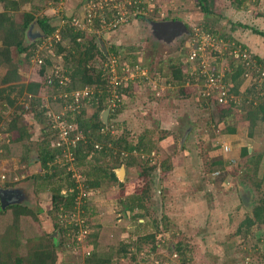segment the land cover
Listing matches in <instances>:
<instances>
[{"label":"rangeland","instance_id":"1","mask_svg":"<svg viewBox=\"0 0 264 264\" xmlns=\"http://www.w3.org/2000/svg\"><path fill=\"white\" fill-rule=\"evenodd\" d=\"M82 1L64 0L59 5L46 9L43 14L58 19L69 17L78 12L77 8ZM142 1L143 4L147 3V9L142 11L139 15L141 17L134 19L131 16L114 32L109 35L105 33L103 40L106 53L103 52L104 47L100 45L99 38L83 32L84 37L81 39L87 42L95 38L107 59L112 54V45H117L122 58L123 55H128L130 59L137 58L139 64L144 66L146 75H140V79L135 82L131 80L137 77L126 78L129 82L122 92L127 97L114 111L117 115L105 126L113 135L124 136L133 145L144 136L154 144L151 155L135 153L138 161L133 167L126 168L122 161L117 162L126 170L124 179L118 178L122 185L119 182L106 181L98 188L85 189L87 185L84 186L83 180L88 178V167L75 169L77 180H81L80 187L84 186V190L88 191L89 199L86 203L89 213L92 211L95 214L92 222L95 226L90 233L92 238L96 236V251L100 255L112 257L114 264H264V224L250 228L243 225L264 192V187L259 191L255 185L264 165V124L256 126L251 137L248 121L235 117L222 120L218 108L214 106L210 107V111L202 110L197 103L196 88L190 89L194 94H183L184 87L178 84L182 79L176 73V68H182L185 75L194 74L198 76L196 79H201V75L195 71L196 67L192 69L194 66L187 57L186 43L189 37L177 36L168 41L163 36L155 37L153 32L155 22L179 19L189 27V31L200 27L216 32L223 38L232 36L236 43L238 39L246 42L253 34L250 30L242 29L239 24H257L255 26L264 29V21L259 22L264 19V0H247L243 4L235 0H208L211 6L208 14L199 4L200 0ZM28 9V6H24L16 11L15 20L21 23L23 12ZM161 13L165 14L164 18L160 16ZM82 14L83 11L78 13L79 16ZM64 22L66 24L69 20ZM58 24L60 27L64 26L63 20ZM262 40L261 46L257 47L263 48ZM31 43L38 45L31 59L25 60L23 56L16 54L14 56L16 62H19L21 81L16 84L11 96L16 98L17 105L26 107L29 96L26 93L21 94L20 86L22 83L39 80L36 63L38 58L46 55L55 57L58 67L53 70L58 71L59 75L65 72L64 59L61 55H56V45L52 46L53 41L50 38L37 40L36 36H28L26 32L24 44L28 46ZM222 53L227 57L223 61L209 60L214 61L215 68L224 69L228 62L235 64V67L240 65L238 60L228 56L227 47L224 46ZM221 56L217 53L211 54L210 59ZM100 64L101 62H90V66L98 67ZM5 69L0 72V77ZM52 73L53 71L50 74ZM125 75L120 74L121 78H125ZM168 80L171 84L166 83ZM198 83L200 82H197L200 89L201 83ZM94 88L97 86L94 85ZM200 95L202 96L201 93ZM42 97L46 100L50 98L46 95ZM107 109L108 106L100 112L98 120H102V114ZM13 110L14 108L0 107L6 119L10 118ZM97 112L96 105L89 106L87 116L91 117ZM40 128L39 125L30 127L32 166L27 168L26 176L15 175L16 185L9 190H19L24 198L14 202L37 213L41 234L44 237L49 236V240L57 248V264H78L88 249L82 246L81 249L74 250L71 243H62L63 236L55 227L56 216L51 194L38 191L40 181L33 178L41 172L38 162V143L42 134ZM228 128H236L238 132L229 134ZM225 145L232 148L230 153L223 151ZM244 147L255 153L252 162H246L242 158L241 151ZM146 158L156 167L148 177L140 176L141 161ZM221 159L226 160L224 167L213 165L214 161ZM227 160L232 161V165ZM116 161L108 159L107 162L109 168L115 167V171L121 168L117 167ZM163 164L170 167V170L166 172L161 167ZM256 165H259L258 175ZM21 168L18 157L0 159V187L6 181L3 179L5 173L17 172ZM217 171H220L219 175H216ZM159 180L160 192L157 189ZM148 185V216L140 220L147 223L140 227L137 221L130 218L131 214L126 211L124 203L128 195L135 191L142 192ZM247 190L251 192L249 208L241 199V193ZM66 218L64 216L63 220ZM239 228L242 229L241 232ZM179 242L183 244L186 263H182L181 257L175 255V245ZM121 248L125 251L120 255L118 250Z\"/></svg>","mask_w":264,"mask_h":264},{"label":"trees","instance_id":"2","mask_svg":"<svg viewBox=\"0 0 264 264\" xmlns=\"http://www.w3.org/2000/svg\"><path fill=\"white\" fill-rule=\"evenodd\" d=\"M62 1L64 0H0V7L2 8L0 10V72L6 68L4 74L0 77V107L14 108L9 119H6L0 111V159L18 157L22 166L17 172H9L3 175V179L6 181L3 182V187H0V190H9L14 187L16 185L15 175L18 174L19 177L27 175V168L29 169V166H32L31 149L29 148L32 139L30 127L39 125L42 131L38 143V162H40L41 172L39 175H34L33 178L40 181L37 187L38 191L51 194L53 211L56 216L55 227L60 230L63 236L62 243H71L74 250L81 249L82 246L88 249L89 254L83 253L84 257L78 264H114L112 257L100 255L96 251V236L92 238V233H90L95 226V224H92L95 214L92 211L89 213V206L86 203L89 197L80 194L85 191L84 186L86 185L85 189H93L98 188L101 183L106 181L119 182L114 170L115 167H108V159L109 161L117 160L116 163L122 161L121 163L126 168L133 167L138 161L135 153L151 155L154 144L144 136L140 138L137 144L133 145L124 136L113 135L112 132L107 130L102 120H98L100 119V112L108 106L105 102V96H101L98 104L93 103L96 104L98 109V112L93 116H87L86 108L80 113H70L73 119L68 118V121L77 124L79 130L86 136V143L79 144L74 150V161H67L64 152L55 146L58 136L56 130H53L51 126L52 118L48 113L50 111L61 113L65 110V98H60V94L65 93L66 90L70 92L73 89L87 86L94 87L96 85L102 91H107L108 87L107 81L102 78V70L99 69V66H90L91 61H106V56L102 54L95 38L87 42L80 41L79 39H82L84 34L76 30L71 24V21L79 16L78 13L84 10V6L89 0H83L77 8L78 12H74L69 17L63 16L58 19L55 16L43 14L46 9L59 5ZM235 1L243 4L246 0ZM199 4L207 14L210 12L211 6L208 0H200ZM24 6H28L29 9L23 12V20L19 23L15 20L14 13L20 11ZM61 20H69V22L60 27L58 23ZM34 21H38L44 30L45 40L60 29L62 39L55 44V51L56 55H61L65 62V72L60 78L68 77L69 79L66 87L60 83L59 78H54L52 81L48 80V75L53 69H56L55 67H58V62L55 57L50 55L40 57L43 64L37 63L39 80L26 84L22 83L20 86L21 94L31 95V97H27L28 107H26L21 104L17 105L16 98L11 96L16 84L21 81L19 62H16L14 56L16 54V56H23L25 60H29L35 55L38 45L31 43L25 46L24 44L26 32ZM239 25L244 30H250L253 37L259 36L258 38L264 39V30L258 26H249L242 23ZM229 37L224 39L234 41L232 36ZM99 39L104 42L102 38ZM237 44L251 52L259 65L264 66L263 53L253 52L242 39H238ZM111 51L112 53H118L120 48L117 45H112ZM123 56V59L128 63L137 62V58L130 59L128 55ZM232 69V72H226V79L227 83L232 85L229 94L235 96L236 99H233L231 104L226 106L218 104V101L212 97L204 99L200 95L205 86L201 83V79H196L198 76H194V74L185 75L182 68H176V73L180 74L182 79V82L178 84L184 87L183 94L190 95L191 92L194 94L190 89L196 88L197 103L202 110L210 111V107L214 106L218 108L222 120L235 117L248 121L251 129L249 135L253 137L254 128L264 124V81L260 84L262 88L259 89L257 85L248 82L244 78V66L235 67V64L232 63ZM177 77L179 78V75ZM168 82L166 83L171 84L170 80ZM197 82L201 83L200 89L197 87ZM42 95L50 98L48 100L43 99ZM105 95H107V92H105ZM122 96L125 99L127 97L124 92ZM46 103L49 108L46 107ZM116 115V112H111L109 120ZM237 132L236 128H228L229 134ZM96 144H99L101 148H96ZM241 156L245 158L246 162H252L255 153H251L248 147H244ZM261 159L262 156L259 161ZM150 161L149 158L141 161L142 172L140 176L148 177L155 171L156 167L150 164ZM259 161L258 163H260ZM224 163H226V160L221 159L214 161L213 165L224 167ZM229 163L232 165V161ZM117 165V167L122 166L119 163ZM162 166L166 172L170 170V167L167 168L165 164ZM82 167H88V178H84L83 188L80 187L81 180H77L78 178L75 176V169ZM220 169L224 170V168ZM256 171H258V175L260 172L259 165H256ZM119 183L122 185L121 182ZM255 185L259 191H262L261 189L264 187V165L262 174L259 175V180L255 181ZM148 189L149 185L142 192L135 191L132 195H128L124 203L126 211L131 214L130 218L137 221L140 227L147 223L146 221L142 223L140 220L148 216L146 206ZM79 204L81 205L78 208ZM64 216L67 218L63 220ZM257 224H264V192L254 206L251 216L248 215L243 223L249 228ZM241 228H239V232H241ZM81 230L87 231L85 236L80 235ZM48 237L41 234L37 213L21 204L9 205L3 208L0 195V264H57V248L53 246ZM151 237H154V235ZM182 245L181 242L175 245V255L181 257L182 263H186V254ZM123 251L125 249L121 248L118 250V254L121 255ZM128 251L126 254H128Z\"/></svg>","mask_w":264,"mask_h":264},{"label":"built area","instance_id":"3","mask_svg":"<svg viewBox=\"0 0 264 264\" xmlns=\"http://www.w3.org/2000/svg\"><path fill=\"white\" fill-rule=\"evenodd\" d=\"M146 9L147 3L143 4L142 0H89L84 6L82 17L76 16L71 21V24L76 30L82 33L86 32L87 35L91 34L92 37L103 39V37H106L105 33L109 35L114 32L119 25L127 22L129 17L134 16L135 19ZM160 16L164 18L165 14L161 13ZM63 23L65 24L64 20ZM49 38L50 41H53L52 46L60 42L62 39L60 29ZM49 38L46 40H49ZM79 40L81 41V39ZM186 44L188 59L194 66L192 69L196 67L195 71L201 75V83L205 86L202 92V96L205 99L212 97L222 106L230 105L233 99H236L235 96L229 94L232 85L230 83L228 84L226 79V72H232L233 70L232 64L228 62L224 69H217L213 66L214 61L216 62L219 59L223 61V58H227L224 53H222L224 46L227 47L228 56L232 57L234 60H238L240 65L244 66V78L248 82L257 85V88H262L260 84L264 81V66L259 65L252 53L236 42L225 40L218 33L211 32L204 28L194 27ZM215 53H217V55L221 54L222 56L210 59L211 54ZM120 54V52L112 53L110 58L101 62L99 66V69L102 70V78H104L108 84L107 91H102L101 89L90 86L80 90L74 89L70 92L66 91L60 95V98H65V110L61 113H55L53 111L48 113L52 118L51 126L53 130H56L58 136L55 146L57 149L64 152L67 161H74V150L79 144L86 143V136L79 130L78 125L68 121V118H72L70 113H80L83 109H88L89 106H95L98 104L101 96H105V102L108 104L110 112H114L117 106L123 104L125 101V98L122 96V90L124 87H127L129 82L126 78L134 79L137 77V79L131 80L135 82L140 79V75H146L145 68L143 65L139 64V61L128 63ZM36 63L43 64V60L38 58ZM54 72L55 70H53L52 74L48 75V80L52 81L54 78H59L61 80L59 72ZM121 73L126 74V77L121 78ZM63 79H65V81L61 80L60 83L66 85L68 77H64ZM105 92H107V95H105ZM29 97H31V95H29ZM95 147L101 148L99 144H96ZM223 151L225 153H230L232 148L225 145ZM219 174L220 171H217L216 175ZM80 195L86 196L87 193L82 191ZM80 205L81 204H79L78 208ZM86 232L85 230H81L80 235L85 236ZM85 254L88 255L89 252Z\"/></svg>","mask_w":264,"mask_h":264},{"label":"water","instance_id":"4","mask_svg":"<svg viewBox=\"0 0 264 264\" xmlns=\"http://www.w3.org/2000/svg\"><path fill=\"white\" fill-rule=\"evenodd\" d=\"M154 26H156L155 28H159L157 29L158 31V36L161 38L162 36L164 38H166L168 41L171 40V38H173L175 36L174 32L172 31L171 28L173 29H179L180 33H181V28L186 30V25L182 22V21H166V22H155ZM165 28H168L169 30L166 31ZM161 29V30H160ZM163 29V30H162ZM171 29V30H170ZM160 30V31H159ZM27 35L28 36H36L37 40L39 39H43L46 37V34L44 32V30L42 29V27L40 26V24L38 23V21H34L30 27L27 30ZM36 40V39H35ZM100 45H102L103 48V52L106 53V47H105V43L102 40H98ZM172 41V40H171ZM109 116H110V109H107L103 114H102V121L103 123L106 125L109 121ZM126 174V170L124 167H121L119 170H116V175L117 178H119L120 180L124 179ZM160 188H161V183L160 180L158 181L157 184V189L160 192ZM14 190H6V189H2L0 190V195H1V203L3 205V208H6L7 204L10 203V201H7V199H5L4 194L8 193V192H12ZM19 190H16L15 192H18ZM250 195L251 192L249 190H247L245 193H241V199L243 204H245L248 208H249V199H250ZM18 202H14V204H17ZM13 203H11V205H14Z\"/></svg>","mask_w":264,"mask_h":264},{"label":"flooded vegetation","instance_id":"5","mask_svg":"<svg viewBox=\"0 0 264 264\" xmlns=\"http://www.w3.org/2000/svg\"><path fill=\"white\" fill-rule=\"evenodd\" d=\"M166 21H181V20H179V19H172V20H169V19H165L164 21H162V22H166ZM183 22V21H182ZM184 23V22H183ZM185 24V23H184ZM186 25V24H185ZM156 26H154V24H153V28H154V36L155 37H157L158 36V31H157V29H159V28H155ZM172 29V31L174 32V34H175V36L174 37H177V36H183V35H186V38H188L189 37V35H190V33H191V30L189 31V27L186 25V30H184V29H180L181 30V33H180V31H179V29H173V28H171ZM170 29V30H171ZM161 30V29H160ZM159 30V31H160ZM163 30V29H162ZM165 30L166 31H168L169 29L168 28H165ZM173 37V38H174ZM162 38V37H161ZM173 38H171V39H173ZM176 39V38H175ZM167 40V39H166ZM16 190H14V191H12V192H8V193H5L4 194V196H5V199H7V201H10V202H14V201H19V200H21V199H23L24 198V196L22 195V193L20 192V191H18V192H15Z\"/></svg>","mask_w":264,"mask_h":264},{"label":"crops","instance_id":"6","mask_svg":"<svg viewBox=\"0 0 264 264\" xmlns=\"http://www.w3.org/2000/svg\"><path fill=\"white\" fill-rule=\"evenodd\" d=\"M245 6H247V5H245ZM242 7H244V6H242ZM259 17H260V15H259ZM261 20L264 21V19H260L259 22H261ZM254 25H257V24H251V26H254ZM262 30H264V29H262ZM240 36L242 37V34H240ZM261 39H263V38L250 37L249 39H247L246 43L248 44L249 49L252 50L253 52H256V53H260V54L264 53V44H263V48L261 47L263 52H262L261 48L257 47L258 45L261 46V44H260ZM262 41L264 43V39Z\"/></svg>","mask_w":264,"mask_h":264},{"label":"clouds","instance_id":"7","mask_svg":"<svg viewBox=\"0 0 264 264\" xmlns=\"http://www.w3.org/2000/svg\"><path fill=\"white\" fill-rule=\"evenodd\" d=\"M162 22V21H161ZM205 29V28H204ZM206 30H208V29H206ZM191 32H192V30H191ZM215 33V32H214ZM191 34V33H190ZM188 57V56H187ZM111 113V112H110Z\"/></svg>","mask_w":264,"mask_h":264}]
</instances>
